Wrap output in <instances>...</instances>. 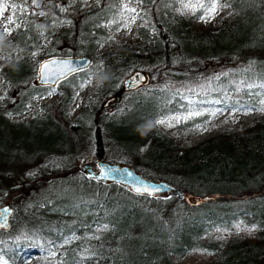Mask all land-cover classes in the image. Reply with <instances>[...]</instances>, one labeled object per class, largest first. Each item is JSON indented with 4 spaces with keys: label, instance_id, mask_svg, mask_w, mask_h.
<instances>
[{
    "label": "trees",
    "instance_id": "16d2710c",
    "mask_svg": "<svg viewBox=\"0 0 264 264\" xmlns=\"http://www.w3.org/2000/svg\"><path fill=\"white\" fill-rule=\"evenodd\" d=\"M96 1L83 10L79 1L64 3L66 25L61 29L52 21L56 10L47 9L42 19V36L50 44L47 49L40 41L35 20L28 13H14L17 25L13 36L0 41V50L8 56L0 67V87L11 88L9 98L0 103V114L21 113L31 96L50 88L34 82L36 62L52 52L62 53L60 43L70 54L81 50L92 63L99 56L97 92L104 97L113 88L121 89L125 73L145 70L150 82L143 86L144 94L135 98L143 97L148 104L139 110L143 120L134 125L138 127L137 140L124 150L134 153L142 149L140 161L165 170L168 174L164 178L177 183L183 197L137 193L79 170L75 177L64 173L62 178L80 181L85 189L65 200L42 198L31 206L27 200L22 209L14 199L8 200L13 213L9 228L0 229V257L14 264L23 249L30 247L39 251L35 264H71L80 255L85 264H176L175 259L186 250L205 244L215 255L199 264H264V117L239 130L215 132L186 148L175 143L178 138L173 135L149 127L156 117L178 110L183 92L176 83L202 81L205 94L219 99L229 94L252 99L264 93L260 87L264 85V0H227L229 11L216 30L194 26L191 16L175 11L176 0H143L144 22L130 43L107 36L119 0ZM21 18L25 19L20 24ZM105 36L111 47L97 54L95 48ZM34 48H39L35 55ZM147 60L154 65L143 69ZM76 73L82 71L55 84L62 95L51 108L45 107L41 116L11 122L0 117V121L22 130L44 128L50 123L69 136L73 149L102 156L105 108L99 104L87 113L94 117L89 125L67 118L72 93L80 83ZM0 128L5 129L1 123ZM5 146L0 142V164L13 161L2 155ZM62 148L65 146L34 150L31 157L17 159L45 157L65 151ZM28 179L27 191L32 193L39 180ZM205 195L210 198H203ZM236 220L255 225V230L234 234L223 244L206 240L212 225L228 228ZM17 222L23 236L16 240L6 234ZM70 235L74 237L62 243Z\"/></svg>",
    "mask_w": 264,
    "mask_h": 264
},
{
    "label": "rangeland",
    "instance_id": "374dc122",
    "mask_svg": "<svg viewBox=\"0 0 264 264\" xmlns=\"http://www.w3.org/2000/svg\"><path fill=\"white\" fill-rule=\"evenodd\" d=\"M68 1H79L80 10L90 8L97 4L96 0H43L40 7L34 8L32 0H17V2H14V0H0V41L8 40L13 36L15 26L17 25L14 13L23 12L28 13L30 17L35 20L36 31L41 36L40 41L43 44L44 49H47L50 47V44L42 36V19L47 16V9H55L56 13L53 16L52 21L56 23L57 29L64 27L66 25V20L62 15L67 10V8L64 7V3ZM226 1L227 0H220V3H227ZM185 2H187V0H185ZM193 2H195V0H193ZM205 2H210V0H205ZM125 4H127L128 8L135 9L136 12L132 13L126 11L124 8ZM13 5H15V7H13ZM181 7L182 4L180 0H176L174 6L175 11L178 12L177 9H180ZM145 8L146 4L139 2V0H119V7L116 14L108 24V28H111L107 31V36L130 43L136 37L137 27L144 22V17L141 13ZM229 8L230 7L228 6L219 9L214 18L209 21L198 19L197 17L201 13H198L197 16H193L189 13L187 16H191V23L194 26L216 30L220 26L222 17L229 11ZM41 13H43V15H41ZM137 13H139V15H136ZM134 16L135 19L133 20ZM9 17H12L13 19V23L11 24L7 23ZM24 19L25 18H21L19 23H23ZM90 22L93 24L92 21ZM125 25H127V27H125ZM5 26L11 29L10 34H4ZM58 47H61L63 51L62 53L52 52V54L47 56L72 55L67 48H64L63 43H60ZM110 47L111 43L105 36L101 38L95 51L97 54H100L103 51L109 50ZM38 50L39 48H34L32 53H36ZM56 50H58V48ZM76 54L83 53L79 50ZM15 55L19 56V53L15 52ZM7 59L8 56L0 50V67L7 61ZM38 62L39 60L36 62V67ZM153 65L154 61L147 60L143 64V69L152 67ZM210 66L212 65L209 64L208 67ZM100 68L101 62L99 61L98 56L96 63L91 62L87 68L81 70L82 74H75L77 79L80 78V83L74 89L67 107L68 120L81 121L86 125H89L90 122L93 121L94 117L92 115H87V113L92 110L93 107L99 105L104 98V96H101L97 92L98 84L100 83L97 71ZM129 73H125L123 77ZM35 75L36 72L34 73V77ZM65 85H67V83ZM176 86H178L183 92V96L181 97L182 102L178 105V110L158 116L152 122L175 116H186L189 112H202L204 115L189 120H182L179 123L175 120H169V123L172 126H168V123H166L153 124L151 127L160 134H170L178 138L175 140V143L182 148L189 147L215 132L226 133L234 129L239 130L264 117V111H260V108L264 107V105H261L260 103L261 100L264 99V93H259L252 99H250V97H242L239 94H229L225 99H219L205 94L204 83L202 81H186L183 83H176ZM70 87L71 86H68V89ZM143 88L144 87H139V89L129 90L123 94L119 103L111 104L105 108L107 113L104 118L105 126L103 129L105 150L102 156H94V153L90 150L73 149L71 144H68L69 136L60 132L50 123H47V127L44 128L22 130L9 127L5 121L1 119L0 123L5 129L3 130L0 128V142L6 145L5 147L7 148V150L2 151V155L13 161L0 164V204L8 203V200L14 199L17 206L22 209V206L24 205L23 203L27 200L31 206V203L37 204L42 198L52 201L58 197L65 200L66 198L76 196L85 189L86 185L77 180H66L65 178H62V175H64V173H69L71 177H75L77 170L83 172L80 167L81 162L94 164L96 158L130 165L143 176L148 178L166 179L164 178V175L168 173L165 170L151 167L140 161L139 156L142 154V149H137L134 153H127L124 150L126 149L125 146L132 145L137 140L136 130H138V127L134 125H139L143 120V115L139 113V110H142L144 105H147L148 102L145 101L143 97H140V99L135 97L144 94ZM115 91L116 89L113 88L109 94H112ZM10 94L11 88L8 85L5 88L0 87V103L6 101ZM61 95V92L57 90L55 86L50 87L40 95L31 96L26 103L25 109L21 113L11 114L9 116L5 113H1L0 117H5V120L11 122L15 120L25 121L34 117L35 114L41 116L42 113L45 112V107L46 109L47 107L48 109L49 107L51 108L52 104L57 101ZM133 98L135 99L132 100ZM249 109L252 110L249 111ZM53 146H65V148H62L65 151L48 154L45 157L32 160L17 159L24 158L25 156L31 157L34 150L50 148ZM132 147L133 146L130 148ZM15 148H21L22 151H16ZM29 176L32 177V179L39 180V184L34 186L32 193L27 191V182L31 181L28 179ZM175 177L176 174H174V178ZM177 179H179L178 176ZM170 182L180 187L177 183ZM38 205L41 206V204ZM240 221L242 220H236L232 225ZM18 223L19 222L15 223L16 225L14 229L6 234L7 237H12L17 240L23 236ZM232 225L228 228L212 225L208 230V238L206 240L223 244L224 241L232 237L234 234H237L235 229L232 228ZM246 225L251 227L253 224ZM216 229H221V231H217ZM225 229H227V231H224ZM239 234H249V232L241 230ZM73 237V235L66 237L62 243L67 242ZM214 252L215 251L209 249V246L203 244L186 250L175 259V263H204L215 255ZM47 254L48 256H51L52 252L48 250ZM38 257L39 251L35 250V248H24L23 253L14 264H35ZM0 259L9 264L4 258L0 257ZM71 264H85L82 260V255Z\"/></svg>",
    "mask_w": 264,
    "mask_h": 264
},
{
    "label": "water",
    "instance_id": "95a60500",
    "mask_svg": "<svg viewBox=\"0 0 264 264\" xmlns=\"http://www.w3.org/2000/svg\"><path fill=\"white\" fill-rule=\"evenodd\" d=\"M43 0H39L38 4H33L34 8H38ZM92 62V58L86 54L72 55H52L42 58L36 67V75L34 82L38 85H47L50 87L65 78L66 76L87 68ZM47 67H42V65ZM150 82V74L142 69L131 71L121 82V89L106 97H104L100 106L108 107L112 103H117L121 99L123 91L135 90L139 87L148 85ZM80 167L88 177L101 180L103 182H117L125 187H129L134 192L137 188H148L151 195H159L162 193H171L177 198L183 197V191L180 187L171 183L166 179H155L143 176L134 167L118 162H110L102 158H97L94 164L81 162ZM102 170H104L102 172ZM107 170H111L110 172ZM107 172V174H105ZM153 189H158L153 191ZM137 193H145L143 191ZM148 194V193H145ZM149 195V194H148ZM203 198H210L209 195ZM13 213V207L8 203L0 204V229L5 230L10 226V218Z\"/></svg>",
    "mask_w": 264,
    "mask_h": 264
},
{
    "label": "snow or ice",
    "instance_id": "6c2138e0",
    "mask_svg": "<svg viewBox=\"0 0 264 264\" xmlns=\"http://www.w3.org/2000/svg\"><path fill=\"white\" fill-rule=\"evenodd\" d=\"M139 2L143 3V0H139ZM182 7L180 9H177V11L179 12L180 15H187L189 13H191L193 16H197L198 13H201L200 15H198V19L202 20V21H209L212 18H214V16L217 14L218 10L224 7H228L229 5L227 3H220V0H210V2H205V0H195V2H193V0H187V2H185V0H180ZM32 3L38 4L39 0H32ZM13 7H15V5H13ZM124 8L126 11L128 12H132L135 13L136 10L133 8H128L127 4L124 5ZM41 15H43V13H41ZM136 15H139V13H137ZM135 19V16L133 17V20ZM8 24L13 23V19L12 17L8 18L7 21ZM125 27H127V25H125ZM11 29L8 28L7 26L4 27V34H10ZM33 55H35V53H33ZM42 67H47V65H42ZM253 87V86H250ZM260 87L264 88V85H261ZM261 105H264V99L261 100ZM252 109H249V111ZM260 111H264V107L260 108ZM204 113L202 112H189L186 116H175V117H170L168 119H160V120H156L152 123L149 124V127L153 126V124H166L168 123V126H172L169 123V120H175L177 123L181 122L182 120H189V119H193L194 117L197 116H203ZM214 115V113H213ZM104 170H102L103 172ZM107 171H111V170H107ZM105 174H107V172H105ZM137 192L143 191L145 193H148L149 195H151V192H149L148 188H137L135 189ZM158 189H153V191H157ZM105 228L107 227L106 225L104 226ZM255 225H252L251 227L247 226L246 224H244L243 221L237 222L236 224L232 225V228L235 229V231L237 232V234H239V232L241 230L247 231L249 233H251L252 231L255 230ZM217 231H221V229H216ZM224 231H227V229H225ZM0 264H7L6 261L0 259Z\"/></svg>",
    "mask_w": 264,
    "mask_h": 264
},
{
    "label": "flooded vegetation",
    "instance_id": "af4514ba",
    "mask_svg": "<svg viewBox=\"0 0 264 264\" xmlns=\"http://www.w3.org/2000/svg\"><path fill=\"white\" fill-rule=\"evenodd\" d=\"M96 159H97V158H96ZM96 159H95V160H96ZM94 163H95V161H94Z\"/></svg>",
    "mask_w": 264,
    "mask_h": 264
}]
</instances>
